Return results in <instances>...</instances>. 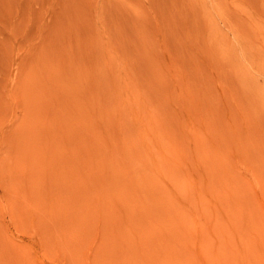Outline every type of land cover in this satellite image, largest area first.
Returning <instances> with one entry per match:
<instances>
[{
    "label": "rangeland",
    "instance_id": "obj_1",
    "mask_svg": "<svg viewBox=\"0 0 264 264\" xmlns=\"http://www.w3.org/2000/svg\"><path fill=\"white\" fill-rule=\"evenodd\" d=\"M0 264H264V0H0Z\"/></svg>",
    "mask_w": 264,
    "mask_h": 264
},
{
    "label": "bare ground",
    "instance_id": "obj_2",
    "mask_svg": "<svg viewBox=\"0 0 264 264\" xmlns=\"http://www.w3.org/2000/svg\"><path fill=\"white\" fill-rule=\"evenodd\" d=\"M182 201H183V200H182ZM188 201H189V200H188ZM188 201H187V202H186V200L183 201L184 204H185V206L187 205ZM181 203H182V202H181ZM178 204H179V203H178ZM235 245H236V248L238 249V251H237V257H239L240 260H244V257H247V256H248V252H247V251L245 252V250H243V248L241 247L242 244H237V243H235Z\"/></svg>",
    "mask_w": 264,
    "mask_h": 264
}]
</instances>
